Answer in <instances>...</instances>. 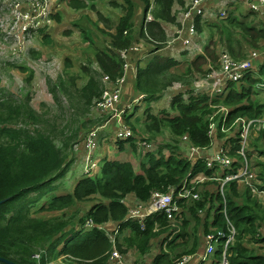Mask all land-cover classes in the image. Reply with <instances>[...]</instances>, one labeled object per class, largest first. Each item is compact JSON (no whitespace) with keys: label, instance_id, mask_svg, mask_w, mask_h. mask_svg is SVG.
Returning a JSON list of instances; mask_svg holds the SVG:
<instances>
[{"label":"trees","instance_id":"obj_1","mask_svg":"<svg viewBox=\"0 0 264 264\" xmlns=\"http://www.w3.org/2000/svg\"><path fill=\"white\" fill-rule=\"evenodd\" d=\"M68 1L71 8H89L94 10L98 19L103 20L105 24H108L107 26L111 24V19L98 10L96 6L98 0ZM106 1L111 9L119 8L122 13L113 27L114 31H107L110 37L109 46L97 47L96 51L92 52L94 57L91 59L90 66L92 67L95 63L99 71L98 69L92 71L91 68L83 66V72H87L88 75L85 83L79 87L75 84L78 76L74 74L68 76L69 84L59 77L49 86L55 104L61 105L62 101L58 95H65L68 108L73 112L70 121H66L58 129L51 125L44 128L48 122L56 120L53 121L47 118L46 114L34 110L28 103V96L23 101L0 99V200H3L0 203V257L15 264H47L59 254H63L68 260L75 262L74 264L76 262L107 264L112 244L105 232L97 226L112 221L119 225L120 232L124 228L129 229V234L123 236L122 243L116 244L121 253L125 252L123 249L125 245L127 248L136 249L143 256L155 243L153 249L157 252L149 256L148 262L174 264L173 261L177 257L204 252L205 235L217 230L226 231L227 226L232 224L236 230V236L234 243L228 246L226 251L229 264H264V251L255 253L249 246L253 243L264 248V205L252 197L249 189L242 187L240 180L226 183L224 190L220 191V182L207 180L199 183L194 190L198 193L199 199L181 202L180 209L170 218L166 214L147 217L143 228L137 220H124L128 213V206L123 203V200L129 194H132L137 201L147 203L152 192L166 193L170 187L182 185L190 170H192L190 179L197 174H203L209 178L218 171L222 178L238 173L239 161L242 160V157L236 153V150L240 148L238 130L235 135L238 137L237 144L231 147L233 164L228 168L219 170L202 164L193 166L194 162L184 154L174 156L175 154L171 152L165 156L161 150H158V153L145 154L146 162L145 160L140 162L138 173L131 161L121 162L106 156L101 159L99 170L82 176L71 192L65 194L58 192L45 204L35 207V213L48 211L59 212L60 215L47 218L31 215V209L41 198V193L34 198H30L29 195L41 191L63 177L71 165L68 154L71 147L76 144L79 130L93 129L105 117L91 116L94 102L98 100L103 90L101 76L106 74L114 79L122 75L124 59L119 52L130 47L137 38L134 34L133 22L136 16V5L138 3L142 13H145L151 0ZM175 3L183 8L185 6L184 0H154L153 20L147 24V36L142 31V27L138 35L148 43L154 44L153 49L149 51L147 54L149 56L143 64L140 65L141 62L137 64L136 77L132 74L127 77L125 85L128 92L124 94L125 98L122 102L125 106L132 104L130 110L133 112V104L140 96L142 101L148 103L157 101L173 81H178L186 89L177 92L171 98L169 106L174 113L170 114L166 110H161L159 111L161 114H156L150 110V107H144L142 112L145 115V130L152 135V138L162 134L166 129L173 142L167 146L173 147L176 151L179 149L177 144L181 141L186 145L208 149L226 136L220 128L221 121L218 115L221 113L220 107L228 109L224 124L229 130L235 128L234 122L239 118L264 119V103L250 101L254 85L264 82V62H261L258 68L257 75L260 76L258 79L253 77L255 73L252 71L253 68H257L258 60L256 59L252 62L253 68L243 78L228 82L224 89L213 95L197 91L194 81L204 77L210 71L207 65L208 60L218 67L215 47L221 41L225 42L223 44L225 50L235 59L245 57L243 42L249 47H261L264 50V25L256 27L237 17L228 16L227 20L225 19L226 22L223 20L219 24L212 25L209 34L212 45L209 43L205 47L204 54L196 56L180 70L181 72L171 71L178 62L158 52L165 46L167 40L161 23L176 21L175 14L172 12V6ZM53 14L51 13V17ZM54 19L59 20L60 17L55 15ZM213 28L217 29L219 39L214 40ZM196 29L201 33L199 18L196 19ZM86 31L87 29H85L83 40L93 43L90 33ZM125 31L127 32L124 33ZM234 32L238 33L237 39L234 38ZM47 36L45 35L46 38ZM260 40L263 44L258 46ZM130 57L132 59V56ZM67 64L70 63L66 57L65 65ZM20 69L25 70L24 67ZM31 78L32 74L27 81ZM127 94L128 97H126ZM130 110L123 114L126 125ZM216 121L218 127L214 133L217 131V139L212 144L210 125ZM76 122H81V125L74 126ZM128 127L137 136L125 139L134 152L137 151V141L150 142L140 135L139 128L132 124H128ZM251 134L256 137L248 139L245 155L251 168L257 170L259 189H264V163H259L257 157L264 155V144L260 146L256 142L262 139L264 143V129L258 132L253 129ZM183 137L186 139L184 140ZM233 138L229 140L234 142ZM176 139H179V142ZM125 140H116L117 148L114 146L111 148L126 153ZM221 148L226 147L221 146ZM254 152H257L256 157L253 155ZM253 161V165L258 166V169L251 165ZM212 186L216 191L211 189ZM93 195L99 196L101 200L91 204L85 215L77 217L64 213L65 209L78 202L89 200ZM202 211H205L203 218L200 216ZM210 211L213 212L210 213ZM190 218L194 220L192 227L189 226ZM88 219L95 224L93 229H84V223ZM198 226L202 229V238L197 235ZM190 228L191 232H189ZM156 240L159 241L156 243ZM164 245L165 248H163ZM222 251L223 246L218 245L209 264H218ZM36 254L39 257L36 258L34 256ZM196 262L197 260L193 259L190 264H196ZM0 264L4 263L0 262Z\"/></svg>","mask_w":264,"mask_h":264},{"label":"rangeland","instance_id":"obj_2","mask_svg":"<svg viewBox=\"0 0 264 264\" xmlns=\"http://www.w3.org/2000/svg\"><path fill=\"white\" fill-rule=\"evenodd\" d=\"M19 3L23 5L31 0H17ZM52 4V0H49ZM15 0H0V99L8 98L12 100H26L27 96L29 97V105L36 110L38 113L46 114V117L52 119L54 122H48L47 125L54 126L56 129L60 128V126L64 125L66 121H70V116L73 113L71 109L68 108V101L66 100L65 95H58L61 98L62 104L57 105L54 103V98L52 93L49 91V86L52 82L57 81L59 77L64 79L68 84L70 83L68 80V76L74 74L78 77L76 78L75 84L77 87L83 85L87 80V72L84 73L82 70L83 66L87 68H91L92 71L97 70V66L94 63L92 67V58L94 57L92 52L96 51V48H106L109 44L110 37L107 35L108 32H113V27L117 22L118 16L121 15V10L119 8L111 9L110 5L106 0H98L96 2V6L98 10L104 15L108 16L110 20V25L105 24L103 20H99L95 11L89 8L84 9H73L69 6L68 0H59L57 4L59 7L56 11L52 10L54 13L53 16L49 17V20H52L51 24L46 27L38 30L35 33H32L29 37L23 35L21 32L13 31V34H16L15 37L12 39L10 37V23L12 21V14L10 11L12 3ZM187 6L192 5L193 0H186ZM202 4L198 7L201 10L199 14L200 17V25L202 28L201 33L197 31V36L195 41L201 45L202 54H204L205 47L210 43L209 34L211 31V27L214 24H219L221 21L225 20L228 16L237 17L238 19L244 21L245 23L254 25L256 27L260 25H264V17L262 14L253 12L248 4L244 3H236L234 6L227 2L226 0H202ZM51 7V6H49ZM136 16L133 19L134 22V29L136 31L137 36L139 35V27L141 23V15H142V8L136 5ZM193 12L197 13L194 8L192 9ZM224 11L223 17L220 16V13ZM172 12L175 14V17L178 20L181 19L182 10L180 9V5L175 3L172 6ZM59 16L60 19H54V16ZM227 20V19H226ZM225 20V22H226ZM98 27H97V26ZM111 26V27H110ZM107 27V28H106ZM90 33V38L93 43L84 41V32ZM168 36L173 39L172 32L170 30H166ZM217 29L213 28L214 32V40L219 39L218 34L216 33ZM234 38L237 39L238 33L234 32ZM45 35H48L47 38ZM167 36V37H168ZM169 37L167 40H169ZM46 38V39H45ZM166 40V41H167ZM166 44V42H165ZM225 42L221 41L215 49L217 55L222 52L226 51L224 45ZM263 41L260 40L258 42V46L262 45ZM154 44H150L146 41V44H134L137 46V50L132 49L128 53V60L131 64L137 65L140 62V65L143 64L146 58L149 56L147 55L150 50L153 49ZM209 45H212L210 43ZM109 46V45H108ZM167 48H163L158 53L164 57L171 58L178 62L177 65L171 68V71H178L183 69V67L188 64L190 61H193L196 57L195 54L191 53V50H180V48H184V45L180 40H177L175 43L172 40L167 44ZM180 47V48H179ZM236 47V45H234ZM243 53L245 55L244 58H251L254 57L256 62V67L253 68L252 71L255 73L253 75L254 78L258 79L259 74L258 68L261 62H264V50L260 48H252L249 47L246 43L243 42ZM190 52V53H189ZM132 56V59L131 57ZM69 59V63L65 65V58ZM138 57H140L138 59ZM145 58V59H144ZM91 60V61H90ZM90 61V62H89ZM207 65H211L214 68H218L214 62L210 60L207 61ZM20 67H24L25 70L22 71ZM179 69V70H177ZM99 71V70H98ZM32 74V78L30 81H27V78ZM133 73L128 71L127 77ZM247 74V73H246ZM245 74V75H246ZM244 75V76H245ZM243 76V77H244ZM126 77V79H127ZM133 77H135L133 75ZM201 80V79H199ZM198 80V81H199ZM126 82V81H125ZM109 83L108 85H111ZM125 86V88H124ZM120 102L116 104L118 109L123 108L125 105L122 102V99L125 98V93L128 92L126 89V85L124 83ZM212 84L210 83L209 86H201L197 91L203 93H210L213 95V91L211 92ZM224 87L221 88L224 89ZM186 88L183 87L181 83L178 81H173L171 86L167 87L161 95V98L157 99V101L146 102L142 101V96H140L137 102H134V109L133 112L131 109V105L126 108V110H130L127 115V122L128 124L134 125L136 128H139L140 135L142 137L147 138L150 142L139 140L136 142L137 151L134 152L131 148V145L125 139L129 137H137L133 134L132 130L126 125L124 121V116L122 113L118 114L116 111H112L109 116H106V110L99 109L98 111H94L91 113L93 118L101 117L102 120L98 123L96 127L90 129L88 131L83 130L82 128L79 130L78 138L76 139V144L71 147V151L69 152V158L71 165L66 170L65 174L62 178L58 179L57 181L53 182L50 186L44 187L41 191L33 192L29 195L30 198L37 197L39 193H41V198L37 202V204L31 209V215L33 216H40V217H50L53 215H60L59 212H48V211H41L35 213V207L41 204H45L46 201H49L56 193H69L74 188L76 182L84 175H88L89 173H94L99 170V166L101 163L102 158H106L109 156L111 159L118 160V161H126L127 159L134 164L136 171L139 173V167L141 161L146 159L144 158L147 152L158 153V150H161L165 156H168L171 152H173L174 156H182L183 154L191 159V154L193 149L190 145H186L181 142L177 144L179 146L178 151H176L173 147H168L173 143L171 141V137L166 129L163 130L162 134H159L157 137H152L151 134L147 133L145 130V115L143 114L144 107H150V110L153 113L161 114L159 111L166 110L170 114H173L174 111L170 109L169 102L171 98L177 93L184 91ZM128 97V94L127 96ZM250 101H255L259 103H264V82L257 83L252 88V94L250 96ZM138 104V105H137ZM136 105V106H135ZM228 109H224L223 116L221 119V132L225 133L226 136L219 141L217 144L212 146L210 150H205V155H211L212 151H217L221 146H225L227 149L228 147H233L237 144L236 139V132L238 130V126L231 130H222L224 129V122L223 119ZM48 112V114H47ZM119 115V116H118ZM135 115V116H133ZM122 117V119H121ZM217 123V121H216ZM124 124L129 128L130 134L128 136H119L121 132V128ZM81 122H76L74 126H80ZM214 126V125H212ZM218 127V126H217ZM215 128V130L217 129ZM262 127V125H261ZM260 128V125L257 126V130ZM258 132V131H255ZM216 133L212 134V140L217 139ZM252 131L247 136L245 144H247L248 139L251 137H256V135L251 134ZM156 136V133H155ZM234 137V142H231L229 139ZM246 137V135H245ZM244 137V138H245ZM116 140H125L124 143L126 145V153L118 152L111 148L118 144ZM258 145L262 146L264 143L262 139L256 141ZM240 145V141L238 142ZM163 147V148H161ZM185 147V150H184ZM246 148V145H245ZM264 149V148H263ZM254 157L257 156V152H254ZM258 161L259 163H264V155H259ZM192 161V160H191ZM254 161L252 162V166L258 169V166H254ZM198 164L193 163V166H197ZM204 165L206 163L204 162ZM209 167V166H208ZM253 171L257 174V170L253 169ZM219 171L216 172L215 175L219 176ZM200 176L193 177L192 182L199 179ZM207 181L203 180L200 183ZM219 182L218 180H214ZM260 181L258 180V184ZM194 184V183H193ZM212 190L216 191L215 188L212 186ZM253 196V195H252ZM257 200V196H253ZM101 198L97 195H93L89 200L78 202L70 208L65 209L64 213L66 215H76L77 217L81 215H85L87 209L90 207L91 204L94 202L100 201ZM128 207L133 205L130 201L125 200ZM258 202V201H257ZM215 203V201H214ZM213 203V206H214ZM260 203V202H258ZM261 204V203H260ZM264 205V204H263ZM213 211H210V213ZM205 215V211L200 213V216L203 218ZM75 216V217H76ZM74 219H72L73 221ZM190 220V227L194 226V220L192 218ZM87 221V220H86ZM211 221V218H210ZM117 226V225H116ZM93 227L84 229L89 230L93 229ZM99 229L103 230L105 233L106 231L109 232V237L112 238V232L117 227H113L110 225H98ZM191 232V228L189 230ZM129 234V229L124 228L115 236V244L122 243V238L125 235ZM197 235L199 238L202 235V229L198 226ZM202 238V237H201ZM159 240H156V243ZM112 244V243H111ZM155 243L153 244V247ZM255 253H262L264 248L261 247L259 244L250 243ZM151 248V250L144 254L143 256L138 253V251L134 248H127L125 245L123 249L125 250L126 255V264H138L142 261L147 262L149 261V256H152L153 252H157V250ZM113 249V245L111 247ZM115 248L118 250L117 246ZM112 251V250H111ZM119 251V250H118ZM120 252V251H119ZM109 258V257H108ZM108 260V259H107ZM75 262L70 261L66 258L65 255L59 254L57 257L53 258L47 264H74ZM76 264H78L76 262Z\"/></svg>","mask_w":264,"mask_h":264},{"label":"built area","instance_id":"obj_3","mask_svg":"<svg viewBox=\"0 0 264 264\" xmlns=\"http://www.w3.org/2000/svg\"><path fill=\"white\" fill-rule=\"evenodd\" d=\"M59 0H52V4L49 0H31L26 4L19 3L17 0L12 3L10 11L12 14V21L10 23V37L13 39L16 34H13V31L21 32L25 36H30L32 33L37 32L39 29L45 27L46 25H50L52 20H49L52 10L56 11L59 5L57 4ZM230 2L231 5H235L236 3H244L248 4L253 12L262 14L264 17V0H226ZM202 0H193L192 5H188L185 3L184 8H180L182 10L181 19L177 18V27L174 29L172 42L180 40L184 45V48L187 50H191L192 52H200L201 48L199 43L195 41L197 36L196 24L194 21V17L201 13V10L198 8L202 3ZM51 6V7H49ZM197 12H193L192 9ZM224 11L220 13V16L223 17ZM148 20L150 16L148 15ZM137 50V46H132L127 49L121 50L119 53L121 57L124 59L123 64V73L120 76H117L114 79H111L108 75L102 74L101 81L103 84V90L101 95L99 96L97 101L94 102L93 110L98 111L99 109L106 110V116H109L112 111H116L118 114L122 113V116L125 112V108L118 109L116 104L120 102L121 92L126 81L128 71H131L133 75H136L137 67L134 64H131L128 60V53L132 50ZM255 60L254 57L251 58H243V59H235L233 58L229 52L222 51L218 54V68H214L210 66V71L207 75L201 80H197L194 82L195 87L198 89L201 86H209L212 84L211 92L219 93L221 88L226 86L228 82L238 81L243 76L248 73L253 67L252 62ZM112 83L111 85H108ZM224 107H220L221 113L218 114L220 121L223 116ZM227 110V109H226ZM228 112V111H227ZM216 113H214L215 115ZM227 114L223 119L225 123ZM105 116V115H102ZM119 116V115H118ZM217 116V115H216ZM215 116V117H216ZM214 117V118H215ZM122 119V117H121ZM234 127L238 126V131L240 132L239 141L241 143L240 148L236 150V153L242 157V160L239 161L240 169L236 174L226 175L224 178L213 175L211 177H205L203 174H197L195 177L200 176L199 179L192 182L190 176L192 174V170L186 175L182 185L180 186H172L169 191L164 193L160 191L152 192L151 198L147 203L135 202L132 206L128 207V213L124 220H137L140 224V227H144V221L147 217L153 215H161L166 214L167 217H172L173 213L177 212L180 209L179 204L183 201L190 199H199L198 193L194 192L196 185L202 182L203 180H218L220 182V190H224V185L232 180H240L241 185L249 189L250 193L253 196H257L260 199L261 204H264V189H259L257 174L253 171L248 163L246 155H245V142L249 133L254 129L255 131H260L264 129V119H246L239 118L235 122ZM214 125V126H212ZM260 125V128L257 130V126ZM262 125V127H261ZM216 128V122H212L210 125V134L212 135ZM221 128V127H220ZM222 130H229V128L225 127ZM130 134V130L125 126L121 128V132L119 136H128ZM246 135V137H245ZM245 137V138H244ZM185 140L186 137H183ZM215 140H212V144ZM212 146V145H211ZM193 152L191 154L192 162L196 164L204 165L206 163V167L208 168H216V169H224L228 168L233 164V159L231 157V149L230 148H219L217 151L213 150L211 155H205V150L198 147H193ZM258 201V200H257ZM124 202V200H123ZM259 202V201H258ZM91 219H88L84 226L86 228L93 227ZM99 229L100 227L97 226ZM118 228L112 233L113 237H109V232L106 231V236L110 240L113 245V249L110 252L107 264H126L125 253L119 252L115 248V236L118 234ZM236 236V230L232 224L227 226L226 231L217 230L216 232H209L205 235V250L201 254H185L180 257L174 259V264H189L193 259H196L198 264H207L211 263L215 249L218 245L223 246V251L221 255V259L218 264H229V261L226 257V251L228 246L234 243ZM36 258L39 257L38 254L34 255ZM138 264H150V262H140Z\"/></svg>","mask_w":264,"mask_h":264},{"label":"clouds","instance_id":"obj_4","mask_svg":"<svg viewBox=\"0 0 264 264\" xmlns=\"http://www.w3.org/2000/svg\"><path fill=\"white\" fill-rule=\"evenodd\" d=\"M184 3H186L185 1H184ZM185 5V4H184ZM153 6H154V0H151L150 1V4H149V6H148V9L146 10V12L145 13H142V15H141V23H140V27H139V30H140V28L142 27V31H144V33H145V35L147 36V24L150 22V21H152L153 20V16H152V9H153ZM185 7V6H184ZM180 8H183V6H180ZM148 15L150 16V19L148 20L147 18H148ZM197 18H199V20H200V17L199 16H195L194 17V21H195V24H196V19ZM176 20H177V18H176ZM199 23H200V21H199ZM161 25H162V27H163V29H164V31H165V34H166V36H168V34H167V31L166 30H170L171 32H172V35L174 34V29H175V27H177V25H178V23H177V21H175V23H171V22H162L161 23ZM135 26V25H134ZM127 31H125L124 33H126ZM134 34L135 35H137L138 33H136V31H135V29H134ZM169 37V36H168ZM167 37V38H168ZM172 39L169 37V40H167L166 41V44H165V46L163 47V48H167V47H169V46H167V44L171 41ZM140 42L142 43V44H146V41H145V39L144 38H142V37H139V36H137V38H135V40L133 41V43L131 44V46L130 47H132L134 44H140ZM176 42V41H175ZM175 42H173V43H175ZM200 45V44H199ZM130 47H128V48H130ZM162 48V49H163ZM180 48V47H179ZM200 48H201V45H200ZM161 49V50H162ZM180 50H187V49H183V48H180ZM160 51V50H159ZM188 51V50H187ZM190 53V52H189ZM191 53H193V54H195L196 56H198V55H200V54H202L203 52H202V50L200 51V52H191ZM140 58V57H139ZM211 65H209V67H210ZM136 67H137V65H136ZM97 69L99 70V68L97 67ZM136 74H137V72H136ZM206 76V75H205ZM204 76V77H205ZM135 77H136V75H135ZM201 78H203V77H200V78H197L195 81H197V80H199V79H201ZM194 81V82H195ZM194 87H195V85H194ZM195 89H196V87H195ZM128 106H124V108H125V112H124V114L127 112V110H126V108H127ZM214 146V145H213ZM212 147V146H211ZM210 147V148H211ZM210 148H208L207 150H210ZM228 148H230L231 149V147H228ZM215 168V167H214ZM191 171V170H190ZM189 171V172H190ZM258 178V177H257ZM259 180V179H258ZM243 187V186H242ZM244 188V187H243ZM246 189V188H245ZM253 197V196H252ZM257 201V200H256ZM137 202V201H136ZM123 203H125V204H127L126 202H125V199H124V202ZM128 206V205H127ZM86 222V221H85ZM85 224V223H84ZM116 227H119V225H117ZM116 229H114V231H115ZM113 231V232H114ZM112 232V233H113ZM117 233H120V231H119V228H118V232ZM163 248H165V245L163 246ZM190 264V263H189ZM196 264H198V262H196ZM207 264H209V263H207Z\"/></svg>","mask_w":264,"mask_h":264},{"label":"crops","instance_id":"obj_5","mask_svg":"<svg viewBox=\"0 0 264 264\" xmlns=\"http://www.w3.org/2000/svg\"><path fill=\"white\" fill-rule=\"evenodd\" d=\"M186 2V0H184ZM128 160V159H127ZM126 160V161H127ZM127 199V201H130L131 204L135 203L137 200L135 199V197L132 194H129L126 196L125 200ZM257 200L260 202V199L257 197ZM261 203V202H260ZM132 206V205H131ZM106 225H110L113 227H116L117 224H115L114 222L110 221L109 223H106ZM204 242V249H205V239H203ZM202 242V243H203ZM201 254V253H200ZM198 256V255H197ZM126 258V255H125Z\"/></svg>","mask_w":264,"mask_h":264},{"label":"water","instance_id":"obj_6","mask_svg":"<svg viewBox=\"0 0 264 264\" xmlns=\"http://www.w3.org/2000/svg\"><path fill=\"white\" fill-rule=\"evenodd\" d=\"M3 200H0V203H2ZM0 262L4 263V264H15L14 262L8 260V259H5V258H2L0 257Z\"/></svg>","mask_w":264,"mask_h":264},{"label":"bare ground","instance_id":"obj_7","mask_svg":"<svg viewBox=\"0 0 264 264\" xmlns=\"http://www.w3.org/2000/svg\"><path fill=\"white\" fill-rule=\"evenodd\" d=\"M217 127V126H216Z\"/></svg>","mask_w":264,"mask_h":264}]
</instances>
